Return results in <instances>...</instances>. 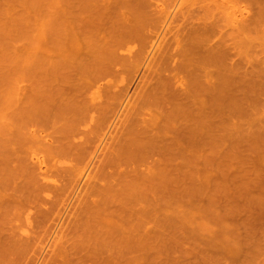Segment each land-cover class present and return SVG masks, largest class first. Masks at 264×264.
I'll return each mask as SVG.
<instances>
[{"label":"rangeland","instance_id":"rangeland-1","mask_svg":"<svg viewBox=\"0 0 264 264\" xmlns=\"http://www.w3.org/2000/svg\"><path fill=\"white\" fill-rule=\"evenodd\" d=\"M58 1L0 0V184H2L0 186V201L3 199L1 202H4L3 204L0 202V248L5 246L10 250V248L15 245L13 248H11V250H14V253L12 251H10V253L9 250L6 249L7 253L2 255L4 253L3 252L1 254L0 262H2V258L5 256L4 258L5 260H8V264L9 261L10 264H68L66 258L67 260L71 261L73 256H70V258L67 257L65 245L68 244V246H66L68 249L70 248L69 242L71 244V240L74 239V233L71 232L70 234L73 233L71 236L68 233V237L63 239V241L66 239L64 241V243L66 242L64 249L62 248V239L61 241L59 240L61 244H59V242L56 243V246H59H57V249L54 250L57 251L58 247L61 245V248L64 250L65 254L62 253V250L61 252L59 251L60 256H58L59 253L56 255L53 251L51 254H49L50 259L52 258V261H48L49 255L48 258H46L47 260L44 259V257H47L45 254L47 250L42 252V247L46 245L45 243H47L46 241H48L49 236H47L46 233L45 235L48 238L46 239L44 233L41 230H49L47 227L52 225V219L54 217V219H58L57 216L62 214L64 208L69 203L66 210L69 215L66 212L63 216L65 218L67 217V220L71 217L69 222L66 221L67 228L69 226L68 224H70V231L72 230L71 227L73 226L72 231H76L77 229V236H79L81 233H84V238L86 235V239H82L83 235L81 238L79 236L81 240H78V237H75V247H73L77 249H72L71 247V249L74 250L73 252H71L70 249V251L67 249L66 250L67 252H71V254L74 253L77 259L82 253L83 256H85V260L81 255V257H79L80 264H103V261L104 264L108 262L109 264H264V0H198V6H196V0H128L127 2L126 0H121L122 2H119L121 6H119V3L116 2L118 7L123 8L121 10L119 8L121 12L123 11L122 13L118 11L121 14V19L118 18L119 13H117L118 17L116 18L114 17L116 12H110L114 10L115 5V3L111 2L112 0H108V5L106 4L107 1L105 2L99 0L100 4L105 2V6L103 4H99L101 7L104 6L103 8L105 9V12L102 11L101 8L100 12V10L97 8V10H99L97 14L103 12V14L105 13L108 15L106 10H109L110 8V11L108 12L111 13L112 16L114 15V18L119 19V21L117 20V23L115 22L117 27H119L118 25H124V23L127 24L128 21L131 20V17L129 18L128 16L129 13H132L130 9L134 8L132 5L138 4L137 2L148 4V6L144 5L145 8H142L143 10L141 9L143 12L141 11L142 16L140 14L141 19L139 18L140 21L142 19L144 22H146L145 20L148 21L146 22L147 24H145V26L148 25L149 27L143 26L145 27V32H147L148 28H151L150 31L148 29V34L151 33V31L155 32V28L157 26L161 28L164 25V22L166 21L165 18L172 11L171 9L173 8V5L175 6L178 4L176 7L178 8V6L181 5L179 3H182L180 6L181 9H175L176 12L173 10L174 13H176L175 18L173 19H178L177 21L175 20L178 25L175 24V27L171 32L174 33L176 27H180V24L182 25L184 22V24L188 23V25L183 24V26H187L188 28L192 29L194 28L196 32H199L197 33L198 36L195 34L196 32L192 33V36L196 35L198 39L196 36H194L196 37L195 39H197L199 42H202L201 44L204 45L205 49L208 47L213 48L214 46V50L217 51L219 58L221 59L219 62L225 63L224 65H221L220 68L218 67V70L215 68L216 70L214 71L216 73L213 71L212 72L216 75L217 72L218 75H223V78L221 77L223 84L224 75L226 74L225 71L233 70L234 74L229 76L231 73L227 72L229 74L226 75L227 77L229 76L228 78H230V80L233 79L232 83L236 84H232L234 87L233 91L239 90L235 91L236 93L233 92L234 101L232 100L233 103H230V100L228 99L229 93L227 91L226 85L228 80L227 77L225 76L226 78L223 85L220 83L221 81H217V83L220 84L219 88L222 91L220 92L224 97L222 98L224 103L222 107L220 106V112L222 113H220L221 121L218 135L219 143L217 142L216 148L217 151H220L217 152L218 154L215 163V159L213 160V150L205 148L197 152L198 149L196 148L189 150L187 149L183 154H181V157H179L180 155L177 156V153L173 152L175 159L172 160L173 165L171 163V166L174 167H172V170L168 167L163 171L155 170L156 173L155 171L150 173L144 172L141 177H137L138 179L135 183H129L127 179H123L124 183H121L122 180L119 179L115 174L121 169L118 167V165L123 160L120 162H113L108 167L99 168L100 170H98V177L103 179V181H101L98 186L104 189L88 190L86 187L84 191L82 190L81 194L82 198L87 194L86 199L84 201L83 199H80V202H78L77 205L75 204L76 206L71 204L73 203V200H71V203L69 202L70 193L72 192V188H70V186H74L75 182H77L81 177L83 169L82 167H84V164L78 160L71 161V159H68L64 156H59L57 154V147L61 137L70 126L71 122L82 113V110L85 106L89 105V102L92 98L91 93H93L94 90L88 87L87 70L90 71L94 63L100 60L99 58H101V56L99 52L101 50L99 49L101 47L98 49L99 52H97V49L94 50V48L101 46L100 39L104 35V40L106 39V36H108V30L113 26L114 18L112 19V16L109 14L111 18H109L110 16L106 17L112 19L113 22L111 21L110 23L112 25L110 26V24L106 22L108 18H105L106 20L103 21L107 24L104 23V25L103 23H99L100 25L96 24L97 26L99 25L96 27L95 23H93L94 18L102 19L101 17H103L104 19V16H101L102 14L98 16L96 14L97 10H94L96 11L94 13V11H90L89 7L93 5L91 8H94L95 4L98 5L99 2L96 3V0H93L95 3L93 4L92 0H90L89 2H91L92 5L89 3L86 5L85 1L87 0H70L71 2H69V0H67L68 2L63 0V4L61 0ZM73 1H75V3ZM80 1L81 3L83 1L84 2L79 4L78 2ZM123 1H125V3ZM109 2L114 5L112 6L111 3L109 4ZM170 2H172V4ZM123 5L125 7H123ZM71 6H73V8H69ZM82 6L85 9L81 11L82 14L80 13L83 17L79 14L80 8H83ZM110 6L113 7L112 10ZM106 7L108 9H106ZM186 8H188L187 11H185ZM116 10L118 9H115V11ZM150 11L152 13L154 12V14H152ZM177 11H179L178 14L180 13L181 16L177 14ZM49 12L51 13V16H49ZM65 12L67 13V16ZM90 12L92 17V13L95 16L97 15V17H93L92 19V17H90L88 14ZM60 13L63 16H61ZM188 13H190V15ZM135 14H137V12H135ZM239 14L240 16L243 14V16L240 17ZM53 15L57 17V19L61 20L60 24L59 20L56 21L57 19L52 18L54 17ZM123 15L127 17H123ZM143 15H146V17L144 16L146 19L143 17ZM155 15H157V17ZM45 16H47V18L52 21L55 20L56 23L46 19ZM153 16L156 17V19ZM68 17L71 19V21H69ZM202 17L203 19H201ZM76 18H79L78 22ZM159 18L161 21L163 20L162 23H160L161 21ZM205 18L207 19L205 20ZM235 18H237L236 21L234 20ZM73 19L74 21H72ZM88 19L91 22L90 24H88L89 22H85L86 20L88 21ZM239 19L242 20V23H240L241 21H239ZM126 20L128 21L126 22ZM49 21L52 25H55H51L49 29L52 32L48 29L49 32L47 33L45 30L50 24ZM109 21L110 20H108V22ZM74 22H76L77 25ZM120 22L124 23L118 24ZM156 22H158V24H156ZM140 23L142 25L144 24L142 21ZM140 23L138 24L139 26ZM191 23L194 24V26L191 25ZM197 23H199V25H196ZM205 23L209 24L206 25L208 29L210 28L209 30L206 28V26L204 27ZM229 23L232 24L233 27ZM56 24L58 27L61 26L63 30L67 27L68 29L66 28L67 30H64V32L68 31L67 34H64L63 30H61V27L58 29ZM63 24L64 27L62 26ZM85 24L87 26L90 25L89 27L91 28L88 27L89 29H86L87 26ZM102 24L105 27L104 30L107 29L104 34L102 33L104 28ZM149 24L151 26L153 25L152 27L155 28L152 30V27ZM71 26L72 30L70 29ZM172 26H174V24L171 25V28ZM73 27H76L75 29L77 32ZM95 27L96 31H93ZM52 28L57 30H52ZM92 28L94 29L91 30ZM97 28L99 29L97 30ZM177 29L179 30L180 28L177 27ZM58 30L60 33H62L59 34ZM204 30H206L207 33L204 32ZM213 30L214 32H212ZM53 31H55V35ZM90 31L91 33L88 35V32ZM43 32L47 34L43 35ZM69 32H71V34H69ZM49 33L52 34L51 37L49 36ZM72 33L77 38L78 42L76 41V43L78 46L73 44L75 42L73 40L75 37H73ZM92 33H99V35ZM170 33L168 35L171 37L173 33ZM201 33L203 34L200 35ZM204 33L210 35L208 36L209 38ZM91 34L94 35V37L91 36ZM101 34L103 35L100 36ZM215 34L219 36H215ZM60 35L62 36L60 37ZM205 35L207 38H205ZM88 36H91L92 38L90 39L94 41V43L90 42L91 44H89V46L93 48L92 50H94V53H91L92 50H90V47H87V51L86 47L84 48V46H88L86 41H90ZM95 36L97 37L95 38ZM99 37L101 38L97 39ZM215 37H218L216 38V41L214 39ZM61 38L63 39L61 40ZM67 38L69 39V42L66 41L68 40ZM103 39L101 40L103 41ZM96 40L98 41L96 42ZM210 40H212V42ZM213 40L216 42V44L219 43L221 46H216L215 42L212 44L213 46H209V44L213 43ZM95 42L99 43V45H97ZM68 43L73 44V46L71 47V44L69 45ZM54 44L56 46H54ZM92 45H94V47ZM218 46L221 49L218 48ZM73 48L77 50L75 51ZM134 48L133 50H135ZM81 49L84 53L81 51ZM84 49L88 54L84 51ZM70 50L73 52L75 51L74 55L75 57L77 55L76 58L73 56L72 52H69L68 54V51ZM229 51L231 52L232 56L229 54ZM89 53H91V55ZM97 53L99 57H97ZM211 53H213V50ZM92 54L96 59H93ZM48 57L50 58L47 59ZM74 58L76 61L80 60V62L74 63ZM62 61L64 65L61 64ZM81 63H83L84 66L82 69H80ZM128 63V65L126 64V67L131 69V62ZM65 64H68V66ZM90 65H92L91 68ZM218 65H220V63ZM222 66L224 70L221 69ZM126 67H123V69L119 72V75L115 77L116 79H112L114 80L113 82L110 80V85H115V91L110 90L107 93L109 95L108 99L105 101V106H116L117 99L120 94L115 95V93H117V91L121 88H128L127 85L129 86V95L131 94V90H129L131 85L129 84L133 83L131 82L132 70L130 72ZM229 67L231 69H229ZM211 69L213 70L214 68ZM220 70H223V74ZM219 78L220 77H218V79ZM214 81L216 82L215 78ZM122 83L123 85L121 86L120 84ZM224 85L225 87L223 88ZM115 88L118 90L116 91ZM137 97L138 95H136V98ZM136 98L133 96L134 100ZM133 99L131 101H134ZM96 102L98 103L99 101L96 100L93 103L96 104ZM136 106L138 111L135 112L133 117L130 119V121H133V123L130 122L131 126L129 131L132 136L135 133L138 135V137L141 135L143 136H141L143 139L137 138L138 140L142 141V143H138L139 146H143L144 143H146V139L149 136L151 129L152 132H154L153 134H155V131H153L152 128V126H155V124L152 125L151 122L158 116L159 112L155 110V106H151L149 104H139L138 102V105ZM132 107L135 106L131 105L129 108ZM204 107L205 106H203V108ZM203 110L205 111V109ZM152 112L156 116L152 115ZM205 113L208 112L206 111ZM93 116L96 118L95 122L102 125L101 116L95 113ZM161 116L163 117V115ZM157 119L159 120L160 118ZM157 119L156 121H158ZM208 120V118L203 120L206 125ZM154 121L152 123H154ZM156 121L155 123L159 124ZM160 121L161 120L158 122ZM166 121L169 122V119ZM174 121L175 123L176 121L178 123L181 122L179 119H174ZM165 122L163 121V123ZM142 123L146 125L145 128H143L144 126ZM178 123H176V125H178ZM160 125L157 127L159 128V132L163 131L162 128L166 127V125L172 126H167L165 131H170L173 127L176 128L174 123H169L165 126H163L164 124L161 123ZM206 125L204 124V127H206ZM206 128H204L205 130L203 133H207L206 136H208V134L210 135V128L208 127L209 130ZM206 130H208V132H206ZM167 136L169 135L167 134ZM90 137L92 138V136ZM136 137L137 136H135L133 139L131 137H125V139H127V145L129 146L130 143L134 141L137 142ZM204 141L206 144H212L210 143L211 139L209 136ZM134 145L135 144H133V146ZM143 149V147L141 149L138 147V150L141 152L140 154H143L147 151V149ZM205 150H207L206 153ZM124 154L125 152L121 155V158L123 159ZM182 156L184 158H182ZM4 160H9V162ZM184 163L189 164V167L191 164V168H183ZM6 166L8 168H5ZM16 166L17 168L20 167L21 169H17ZM26 169L28 170V173H32L29 174L35 179L32 177L29 178L30 175L27 174ZM19 170L21 173H23L22 170H25L26 172H24V174L21 176ZM141 172H143V169ZM25 174L26 177L24 176ZM177 175L180 177V179ZM169 177L172 178L171 182L174 184L168 182L171 180ZM33 179L34 181H32ZM125 181L127 182L125 183ZM161 181L163 182V185ZM165 184H167V186L170 185V188L168 189L166 187L164 189L163 187L166 186ZM46 186L48 189L51 188L50 191L45 189ZM52 187H56L57 189L53 190ZM80 187L76 194L79 192ZM31 200H33L32 203ZM46 209L47 211H51L50 213L48 212V214H50L48 216L47 213L43 212ZM57 209L59 211L62 209L61 213L56 212L58 211ZM52 213L53 218L50 221L48 217L51 218ZM138 214H140V216H138ZM40 215L43 216V219L42 217H39ZM136 215L139 219L136 218ZM146 216L149 221L147 218H145ZM38 217L40 218L39 221ZM133 217L135 219H133ZM141 217L144 226H141ZM130 218L134 220L133 222L131 221L132 224L129 222ZM41 219L42 222L40 223ZM35 220L38 221V224ZM33 221H35V223ZM48 223L50 224L47 226ZM128 223L130 226H128ZM30 224L31 227L29 228L31 229L29 230L27 226ZM38 225L42 227H40L41 230H39L40 234L42 233L40 238L38 237L39 231L37 232L35 230L36 227L39 229ZM132 226L135 230L132 229L129 235L124 234V231L126 230L125 228L128 230L125 231V233H128ZM122 227H124L125 230L123 229L122 231ZM141 227L143 228L142 230ZM68 229H66L67 231L63 229L66 236L67 232H69ZM137 229L141 232H135L136 235H133L134 231ZM33 230H35V233L37 232L38 236L37 234L34 235ZM47 230L45 231L47 232ZM120 230L125 239L130 236L128 239L132 241L133 238L132 243L128 239L125 240L122 238V234L120 235L119 232ZM26 232L27 235H31L28 237V239H32H30L29 242L26 238ZM69 237L73 238H70V241L68 242L67 239ZM33 238L38 242L34 240V243ZM23 239L24 241L27 239V242H24ZM21 240L23 244H21ZM126 241L130 244H127ZM39 242H41L43 245L42 247L40 246ZM8 243H13V245H11L9 248ZM26 244H31V247L29 245L27 246ZM19 245H23V247ZM16 246H19L18 248L20 253L18 248L15 249ZM24 246L27 248H24ZM3 247L1 249L5 250V247ZM79 247L80 249H78ZM86 247L88 249L83 251V249ZM94 247L98 248L95 249ZM61 248L59 250H61ZM37 251H41L42 253H38V256ZM75 252L78 253V256L75 254ZM85 252L87 253L86 255ZM7 254L10 256L7 257ZM53 254L54 256H57L55 257L56 260H54ZM20 255L24 257V259L23 257L21 258V261H19ZM65 256L66 258L64 261L63 258ZM97 256L99 258H97ZM86 257L90 258L88 259ZM16 258L18 259V263H15L14 261H17ZM105 258H108L107 262ZM59 259L62 261L60 262ZM100 259L102 263L100 262ZM73 261L76 262L75 256ZM81 261H84V263ZM3 262L0 264H5V262L7 263V261L4 263ZM77 264L79 263L77 262Z\"/></svg>","mask_w":264,"mask_h":264},{"label":"bare ground","instance_id":"bare-ground-1","mask_svg":"<svg viewBox=\"0 0 264 264\" xmlns=\"http://www.w3.org/2000/svg\"><path fill=\"white\" fill-rule=\"evenodd\" d=\"M58 1V0H57ZM62 1V4H63V0H61ZM78 1V0H77ZM82 1V0H81ZM81 1L80 2H78L79 4H82L81 3ZM90 0H87V1H85L86 2V5H88L87 3H89L90 5H92V3L91 2H89ZM95 1V0H94ZM101 1V0H100ZM102 1H107L106 2V4L108 3V0H102ZM121 0H119V1H116V0H112L111 2L112 3H115V5H114V10L113 11H110V8H109V10H106V13H108V15H106L105 13V15L103 14V12L102 13H99V14H97L98 13V11L100 10V8H101V10L102 11H104L105 12V9L103 8L106 4H105V2H103V3H101V4H105L103 7H101L100 5V2H99V0H96V3L97 2H99L98 3V5L97 4H95L94 2H93V0H92V2H93V4H95V7L94 8H91V7H93V5L92 6H90L89 7V9H90V11H94V10H97V8L99 9V10H97V12L96 11H94V13L96 12V14L98 15V16H100L101 14V16H104V19H103V17H101L102 19H100V18H97V19H95L94 18V22L93 23H95V25L96 24H99V23H105V24H107V23H111V21H112V19L114 18V17H118L117 16V13H119L118 15H119V17L118 18H120V16H121V14H120V10L121 9H123L122 7L120 8V7H118V5H117V3H119ZM128 0H126V2H127ZM130 1V0H129ZM134 1H136V0H134ZM138 1V0H137ZM145 1H147V0H145ZM149 1H151V0H149ZM176 1V0H175ZM186 1V0H185ZM193 1H195V0H193ZM197 1L198 0H196V3H197ZM65 2V1H64ZM66 2H68L67 0H66ZM69 2H71L70 0H69ZM74 3H75V1H73ZM111 2H109V4L111 3ZM117 2V3H116ZM122 2V1H121ZM120 2V3H121ZM124 3H125V1H123ZM157 2V1H156ZM155 2V3H156ZM166 2V1H165ZM172 2H174V1H172ZM172 2H170L171 4H172ZM179 2V1H178ZM51 3H52V1H51ZM53 3H55V2H53ZM58 3H59V1H58ZM112 3H111V5H112ZM120 3H119V6H121L120 5ZM129 3V2H128ZM131 3H132V1H131ZM138 4H135V5H132V6H134V8H132V9H130L131 10V14L129 13V18L131 17V20H126V22L128 21V23L127 24H125L124 22V25H126V26H124V25H118L119 27H121V28H119V27H117L116 26V23L119 21V19H116V18H114L113 19V21H114V23H115V25H114V23H113V26L108 30V36H106V39L104 40L103 39V37H105V35L101 38V37H99V38H97V39H103V41L100 39V45L101 46H99V47H97V48H94V50L95 49H99L100 47V49L99 50H101L100 52H99V50L97 51V52H99L100 53V56H101V58H99L100 60L99 61H97L96 63H94V65H93V67L91 68V66L92 65H90V71H88L87 70V72H88V87L90 88V89H93L94 90V92L93 93H91V96H92V98H91V100H90V102H89V105L88 106H85L84 107V109L82 110V113L78 116V117H76L72 122H71V124H70V126L67 128V130L65 131V133L63 134V136L61 137V139H60V141H59V145H58V147H57V150H58V152H57V154L59 155V156H64V157H66V158H68V159H71V161H76V160H78V161H80L82 164H84V167H82L83 169H82V173H81V177L79 178V180L77 181V182H75V184H74V186L73 185H71L70 186V188H72V192L70 193V200H69V202L71 203V200H73L72 202L73 203H71L73 206H76L77 205V203L78 202H80V199H83V201L86 199V196H87V194H86V196H84L83 198H82V196H81V194H82V190L84 191V189L87 187L88 188V190L89 189H93V190H95V189H97V190H103L104 188H100L99 186H98V184L101 182V181H103V179H101V178H99L98 177V170H100L99 168H106V167H108L111 163H113V162H120V161H122L119 165H118V167L119 168H121L117 173L116 172H113V173H116L115 175L119 178V179H121L122 181H121V183L123 182V179H127V181L129 182V183H135L136 181H137V177H141L142 175H143V173L144 172H148V173H150V172H152V171H159V170H165L166 168H171V170H172V167L173 166H171V163L173 162L172 160L173 159H175V156L173 155V152L174 153H177V156H179V157H181V154H183L184 153V151H186L187 149L189 150V149H192V148H196V149H198L197 150V152H199V150H203V149H205V148H209V149H211V150H213L214 152H213V154H214V157H213V160H214V163H215V161H216V157H217V152H219V151H217L216 150V148H217V142H218V135H219V125H220V113H222V112H220V106L222 107L223 106V100H222V98H224L223 96H222V94H221V89L219 88V85L220 84H218L217 83V81L218 82H220L221 84H222V78H223V73H222V71L224 70L223 69V66H222V68L221 69H223L222 71H221V73H219V74H221L222 76H220V75H218V72H217V75L216 74H214L213 72H215L214 70H216L215 68H217V70L220 68V66L221 65H224L225 63H223V62H219L221 59L219 58V55H218V53H217V51L216 50H214V46L212 45V44H214V42L216 41V38H218V37H215L214 39H215V41L213 40V43H211L212 42V40H210L211 42V44H209V46H213V48L212 47H208L207 49H205V47H204V45L203 44H201L202 42H199V41H197V39H198V34L197 33H199V32H196V30L193 28H188L187 26H183V24L185 23H183L182 25L180 24V27L179 26H177L178 25V23L173 19V18H175V15H176V13H174V11H175V9L177 10L178 8L179 9H181V5H182V3H179V4H181V5H179L178 6V8H176L177 7V5H173V8L171 9L172 11L166 16V21L164 22V25L162 26L161 24H159L160 26H162L161 28H159V26H157L156 28L155 27H152L150 24V26L152 27V30L155 28V32H153V31H151V33H149L148 34V29H149V31H150V29L151 28H148L147 29V32H145V27H147V26H145V24H147L146 22H148L147 20H145L146 18V15H143V17L145 18L144 20L146 21V22H144L143 21V19L141 20L144 24L142 25L140 22V17L142 16V14H141V11L145 8L144 7V5L146 6H148V4H142V3H139V2H137ZM158 3V2H157ZM169 3V2H168ZM50 4V3H49ZM60 4V3H59ZM61 4V5H62ZM100 4V5H99ZM127 4V3H126ZM134 4V3H133ZM142 4V5H141ZM170 4V5H171ZM175 4V3H174ZM185 4V3H184ZM189 4H190V2H189ZM65 5V4H64ZM63 5V6H64ZM85 5V4H84ZM108 5V4H107ZM112 5V6H113ZM117 5V6H116ZM125 5V4H124ZM123 5V7H125ZM137 5V6H136ZM154 5H156V4H154ZM167 5V4H166ZM169 5V6H170ZM199 5V3H197V5L196 6H198ZM51 6V5H50ZM98 6V7H97ZM143 6V7H142ZM150 6H152V5H150ZM168 6V5H167ZM184 6V5H183ZM195 6V5H194ZM193 6V7H194ZM52 7H53V5H52ZM51 7V8H52ZM83 7V6H82ZM111 7V6H110ZM118 7V8H117ZM155 7V6H154ZM154 7H152V8H154ZM172 7V6H171ZM187 7V6H186ZM202 7V6H201ZM60 8V7H59ZM62 8H65V7H62ZM69 8H73V6H71V7H69ZM77 8V7H76ZM80 8V7H79ZM119 8H120V10H119ZM143 8V9H142ZM151 8V7H150ZM157 8V7H156ZM189 8V7H188ZM188 8H186L185 9V11H187V9ZM195 8V7H194ZM200 8V7H199ZM203 8V7H202ZM201 8V9H202ZM47 9V8H46ZM53 9H55V8H53ZM92 9V10H91ZM106 9H108L107 7H106ZM113 9V7H111V10ZM115 9H118V10H116L115 11ZM142 9V10H141ZM168 9H170V8H168ZM167 9V10H168ZM191 9V8H190ZM51 10V9H50ZM62 10V9H61ZM68 10V9H67ZM77 10V9H76ZM82 10H85L84 9V7L81 9L80 8V12H79V14L81 13V11ZM101 10H100V12H101ZM160 10V9H159ZM54 11V10H53ZM66 11V10H65ZM70 11V10H69ZM79 11V10H78ZM108 11H110V12H116V14H114L113 16H112V14L111 13H109ZM118 11H120V12H118ZM158 11V10H157ZM156 11V12H157ZM162 11V10H161ZM170 11V10H169ZM201 11V10H200ZM46 12V11H45ZM52 12V11H51ZM61 12V11H60ZM63 12V11H62ZM75 12H77V11H75ZM89 12V11H88ZM123 12V11H122ZM121 12V13H122ZM130 12V11H129ZM135 12H137V14H135ZM143 12V11H142ZM144 12H146V11H144ZM151 12V11H150ZM163 12V11H162ZM166 12V11H165ZM176 12V11H175ZM178 12L179 11H177V14H178ZM239 12H241V11H239ZM54 13V12H53ZM66 13V12H65ZM69 13V12H68ZM73 13V12H72ZM72 13H70V14H72ZM152 13V12H151ZM150 13V14H151ZM161 13V12H160ZM174 13V14H173ZM183 13H184V11H183ZM182 13V14H183ZM45 14V13H44ZM49 16H51V13L49 12ZM55 14V13H54ZM74 14V13H73ZM82 14V13H81ZM80 14V15H81ZM89 15L91 14V12L90 13H88ZM112 16V19H109V18H111V16ZM140 14H141V16H140ZM152 14H154V12L152 13ZM185 14V13H184ZM189 15H190V13H188ZM191 14H193V13H191ZM200 14V13H199ZM205 14V13H204ZM236 14V13H235ZM248 14V13H247ZM56 15V14H55ZM60 15L61 16H63L61 13H60ZM92 15H93V17H97V15L95 16L93 13H92ZM160 15V14H159ZM178 15H180V13L178 14ZM177 15V16H178ZM203 15V14H202ZM201 15V16H202ZM206 15V14H205ZM204 15V16H205ZM54 16V15H53ZM58 16V15H57ZM66 16H67V13H66ZM79 16V15H78ZM82 16V15H81ZM106 16H110L109 18L108 17H106ZM156 17H157V15H155ZM164 16V15H163ZM181 16V15H180ZM187 16V15H186ZM201 16H197V17H201ZM233 16V15H232ZM239 16H240V14H239ZM241 16H243V14L241 15ZM240 16V17H241ZM46 17V19H48L47 18V16H45ZM59 17V16H58ZM70 17V16H69ZM68 17V18H69ZM77 17V16H76ZM83 17V16H82ZM86 17V16H85ZM90 17H92L91 15H90ZM93 17H92V19H93ZM123 17H127V16H124L123 15ZM132 17H133V19H132ZM154 17V16H153ZM156 17H154L155 19H156ZM159 17V16H158ZM196 17V18H197ZM233 17H235V16H233ZM249 17V16H248ZM52 18H55V19H57V17H52ZM51 18V19H52ZM68 18H66V19H68ZM80 18V17H79ZM78 18V19H79ZM89 18V17H88ZM108 18V20H110L109 22H108V20L106 21V22H104L103 20H106V19ZM140 18V19H139ZM148 18V17H147ZM177 18V17H176ZM186 18V17H185ZM189 18V17H188ZM194 18V17H193ZM192 18V19H193ZM239 18V17H238ZM45 19V20H46ZM74 19H75V17H74ZM74 19L72 20V21H74ZM77 19V18H76ZM78 19H77V22H78ZM84 19V18H83ZM121 19V18H120ZM126 19V18H125ZM154 19V20H155ZM158 19V18H157ZM162 19V18H161ZM163 19H164V17H163ZM190 19V18H189ZM201 19H203V17L201 18ZM207 18H205V20H206ZM230 19H231V16H230ZM236 19L237 18H235L234 20L236 21ZM241 19V18H240ZM239 19V21H241L240 23H242V20H240ZM243 19V18H242ZM48 20H50V19H48ZM60 21L59 22V24L61 23V20L60 19H57L56 21ZM103 21V22H100V21ZM118 20V21H117ZM124 20V19H123ZM159 20H160V18H159ZM158 20V21H159ZM172 20H174V21H172ZM180 20H183V19H180ZM186 20V19H185ZM197 20V19H196ZM198 20H199V18H198ZM47 21V20H46ZM46 21H43V22H46ZM50 21H52V20H50ZM50 21H49V23H50ZM65 21V20H64ZM69 21H71V19L69 18ZM76 21V20H75ZM96 21V22H95ZM112 21V22H113ZM161 21V20H160ZM159 21V22H160ZM187 21V20H186ZM235 21H234V23H235ZM52 22H54V23H56L55 22V20L54 21H52ZM83 22V21H82ZM86 23L87 22H89L88 24H90L91 22H90V20L88 19V21L86 20L85 21ZM122 22V21H121ZM118 23V24H123V23ZM152 22V21H151ZM150 22V23H151ZM155 22V21H154ZM163 22V20L160 22V23H162ZM172 22H173V24H174V26H172V28H171V25H173L172 24ZM174 22H176V23H174ZM189 22H191V21H189ZM197 22V21H196ZM230 22V21H229ZM238 22V21H237ZM58 23V22H57ZM66 23V22H65ZM74 23H76V22H74ZM81 23V22H80ZM140 23V26L138 25ZM153 23V22H152ZM193 23V22H192ZM191 23V25H193L194 26V24H192ZM207 23H209V22H207ZM211 23V22H210ZM232 23V22H231ZM233 23V24H234ZM58 24V25H59ZM72 24V23H71ZM71 24H69V25H71ZM102 24V25H103ZM104 24V25H105ZM156 24H158V22H156ZM175 24H177L176 26L178 27V28H180L179 30L177 29V27H176V29L174 30V33L173 32H171V31H173V28L175 27ZM187 25H188V23H186ZM186 24H184V25H186ZM230 24V23H229ZM46 25V24H45ZM48 25V24H47ZM52 24L50 23L49 24V26H48V28L45 30V32H49L48 31V29H49V27L51 26ZM53 25H55V24H53ZM52 25V26H53ZM75 25V24H74ZM76 25H77V23H76ZM79 25V24H78ZM86 25V24H85ZM92 25V24H91ZM94 25V26H95ZM100 25V24H99ZM98 25V26H99ZM104 25H103V27H104ZM112 24H110V26H111ZM190 25V24H189ZM196 25H199V23H197ZM195 25V26H196ZM203 25V24H202ZM201 25V26H202ZM206 25H209V24H204V27L206 26ZM230 25H232V24H230ZM236 25V24H235ZM238 25V24H237ZM56 26H57V24H56ZM63 27H64V24L62 25ZM68 26V25H67ZM80 26V25H79ZM84 26V25H83ZM87 26V25H86ZM90 25H88L87 26V28L86 29H89V28H91V27H89ZM97 25H96V27H98ZM110 26H108V27H110ZM115 26V27H114ZM142 26V27H141ZM143 26H145V27H143ZM47 27V26H46ZM45 27V28H46ZM58 27V26H57ZM60 27L61 26H59L58 27V29H60ZM82 27V26H81ZM89 27V28H88ZM96 27H95V29L94 28H92L91 30H93V31H96ZM107 27V28H108ZM141 27V28H140ZM149 27V26H148ZM187 27V28H186ZM190 27V26H189ZM192 27V26H191ZM210 27V26H209ZM232 27H233V25H232ZM236 27V26H235ZM44 28V29H45ZM67 28V27H66ZM65 28V29H66ZM74 28V27H73ZM76 28V27H75ZM74 28V29H75ZM79 28V27H78ZM100 28V27H99ZM99 28H97V30L99 29ZM206 28H207V26H206ZM64 29V30H65ZM68 29V28H67ZM66 29V30H67ZM71 30H72V26H71V28H70ZM101 29H102V27H101ZM101 29H100V31H101ZM105 29V27L103 28V34H104V32L107 30H104ZM158 31H157V30ZM203 29V28H202ZM208 29V28H207ZM210 29V28H209ZM208 29V30H209ZM215 29V28H214ZM50 30V29H49ZM52 30H57V29H55V28H52ZM61 30H63L62 29V27H61ZM60 30V31H61ZM64 30H63V32H64ZM76 30V29H75ZM44 31V30H43ZM51 31V30H50ZM55 31H53L54 32V35H55ZM100 31H97V32H100ZM200 31V30H199ZM52 32V31H51ZM58 32H59V30H58ZM67 32L68 31H65L64 32V34L66 33L67 34ZM76 32H77V30H76ZM86 32V31H85ZM153 32V33H152ZM171 32V33H170ZM196 32V33H195ZM203 32V31H202ZM204 32H206V30H204ZM212 32H214V30L212 31ZM47 33H44L43 32V35L44 34H47ZM62 33V32H61ZM60 32H59V34H61ZM73 33H75V32H73ZM73 33H72V35H73ZM91 33V31L90 32H88V35ZM172 34V36L170 37V35H168V34ZM192 33H195L196 35H193L192 36ZM207 33V32H206ZM206 33H204V34H206ZM209 33V32H208ZM210 33H211V31H210ZM209 33V34H210ZM59 34H58V36H59ZM65 34V35H66ZM69 34H71V32H69ZM68 34V35H69ZM87 34V33H86ZM92 34H96V35H99V33H92ZM91 34V36H93L94 37V35H92ZM103 34H101L100 36H102ZM203 33H201L200 35H202ZM51 35L52 34H50L49 33V36L51 37ZM63 35V34H62ZM62 35H60V37L62 36ZM107 35V34H106ZM167 35H168V38H167ZM207 35V34H206ZM206 35H205V38H207L208 36H210V35H207V37H206ZM217 34H215V36H216ZM70 36V35H69ZM91 36H88L89 37V39L90 38H92ZM194 36H196L197 37V39H195L196 37H194ZM217 36H219V35H217ZM53 37V36H52ZM57 37V36H56ZM64 37V36H63ZM71 37V36H70ZM70 37H69V39H70ZM73 37H75V35H73ZM97 36H95V38H96ZM212 37V36H211ZM213 37H214V35H213ZM59 38V37H58ZM57 38V39H58ZM95 38H94V40H95ZM209 38V37H208ZM54 39V38H53ZM63 38H61V40H62ZM66 39V38H65ZM68 39V38H67ZM69 39L68 40H66L67 42H69ZM71 39H73V38H71ZM76 39V40H75ZM78 39H79V37H78ZM81 39V38H80ZM85 39V38H84ZM89 39H87V40H89ZM221 39V38H220ZM75 42L73 43V44H76L77 46H78V44L76 43V41H77V38L75 37L74 39H73ZM73 40H72V42H73ZM206 40V39H205ZM52 41V40H51ZM58 41V40H57ZM84 41H86V40H84ZM98 40H96V42H97ZM207 41H209V40H207ZM218 41V40H217ZM46 42V41H45ZM56 42V41H55ZM78 42V41H77ZM81 42V41H80ZM90 42H93L94 43V41H92L91 39H90V41H86V43L88 44V46H84V48L86 47V51H87V47H90L91 48V46H89V44H91ZM95 42V43H96ZM221 43H223L222 41H220ZM50 43V42H49ZM54 43V42H53ZM63 43H66V42H63ZM209 43V42H208ZM207 43V44H208ZM45 44V43H44ZM69 44V43H68ZM71 44V43H70ZM69 44V45H70ZM73 44H71V47L73 46ZM86 44V45H87ZM97 45H99V43H96ZM215 44H216V42H215ZM46 45V44H45ZM52 45V44H51ZM68 45V46H69ZM83 45H85V44H83ZM96 45V46H97ZM202 45V46H201ZM217 45H219V43L218 44H216V46ZM222 45H224V44H222ZM54 46H56L55 44H54ZM93 47H94V45H92ZM133 46V47H132ZM215 46V47H216ZM219 46H221V45H219ZM218 46V48H220ZM225 46V45H224ZM64 47V46H63ZM67 47V46H66ZM74 47H75V45H74ZM135 47V48H134ZM60 48V47H59ZM89 48V49H90ZM133 48L135 49V50H133ZM217 48V49H218ZM227 48V47H226ZM45 49V48H44ZM55 49H57V48H55ZM64 49H66V48H64ZM67 49H68V47H67ZM74 49V48H73ZM83 49V48H82ZM82 49H81V51H82ZM93 48H91L90 50H92ZM221 49V48H220ZM223 49V48H222ZM75 51L77 50V49H74ZM94 50H92L91 51V53L94 51ZM213 50V53H211V51ZM74 51V52H75ZM84 51H85V49H84ZM85 51V52H86ZM220 51V50H219ZM223 51H225V50H223ZM56 52V51H55ZM59 52H60V49H59ZM69 52H72L73 53V56L75 57V55H74V52L73 51H68V54H69ZM80 52V51H79ZM78 52V53H79ZM83 52V51H82ZM230 52V51H229ZM84 53V52H83ZM87 53V52H86ZM91 53H89L90 55H91ZM94 53V52H93ZM225 53V52H224ZM49 54V53H48ZM66 54V53H65ZM76 54V53H75ZM88 54V53H87ZM229 54H231V52L229 53ZM59 55V54H58ZM84 55V54H83ZM93 55V54H92ZM227 55V54H226ZM41 56V55H40ZM48 56V55H47ZM50 56V55H49ZM63 56V55H62ZM225 56V55H224ZM231 56H232V54H231ZM64 57V56H63ZM76 57H77V55H76ZM75 57V58H76ZM93 57V59L95 58L94 57V55L92 56ZM97 57H99V55H98V53H97ZM50 57H48L47 59H49ZM58 58V57H57ZM75 58H74V63L75 62H80V60L79 61H76L75 60ZM230 58V57H229ZM37 59V58H36ZM78 59V58H77ZM79 59H80V57H79ZM96 59V58H95ZM53 60V59H52ZM60 60V59H59ZM65 60H66V58H65ZM83 60V59H82ZM86 60H88V59H86ZM227 60H228V58H227ZM33 61V60H32ZM85 61V60H84ZM229 61V60H228ZM227 61V62H228ZM45 62V61H44ZM43 62V63H44ZM48 62H50V61H48ZM53 62H54V60H53ZM73 62V61H72ZM71 62V63H72ZM128 62H131V64H130V66H132L131 67V69H128V67H126V64L128 63ZM226 62V63H227ZM32 63V62H31ZM61 63V62H60ZM65 63V62H64ZM67 63V62H66ZM73 63V64H74ZM84 63V62H83ZM83 63H81L80 65H81V68L80 69H82V67L84 68V66H83ZM86 63V62H85ZM92 63V62H91ZM220 63V65H218ZM50 64V63H49ZM59 64V63H58ZM61 64H63V61H62V63ZM129 64V63H128ZM127 64V65H128ZM230 64V63H229ZM34 65V64H33ZM64 65V64H63ZM65 65H67L68 66V64H65ZM70 65V64H69ZM77 65V64H76ZM84 65H86V64H84ZM199 65V66H198ZM40 66V65H39ZM44 66V65H43ZM72 66V65H71ZM78 66H79V64H78ZM226 66V65H225ZM60 67V66H59ZM123 67H126L130 72H131V70H132V76H131V82H133V83H128L129 85H131V88L129 89V90H131V94L129 95V91H128V88H129V86L127 85V87L128 88H121V89H116V91H117V93H115V95L116 94H120V96H118V99H117V105L116 106H105V101L108 99V95L109 94H107L110 90H114V87H115V85L113 84L112 86L110 85V80H112V79H114L117 75H119V72L123 69ZM200 67V68H199ZM219 67V68H218ZM34 68V67H33ZM70 68H73V67H70ZM89 68V67H88ZM208 68H214L213 70L211 69H208ZM36 69V68H35ZM64 69V68H63ZM86 69V68H85ZM227 69H228V65H227ZM229 69H231L230 67H229ZM37 70V69H36ZM61 70V69H60ZM79 70V69H78ZM210 70V71H209ZM83 71V70H82ZM85 71V70H84ZM213 71V72H212ZM230 71H232V72H230ZM212 72V73H211ZM226 72V74H229V73H231V74H229V76L230 75H232V74H234V72H233V70H229V71H225ZM227 72H229V73H227ZM67 73V72H66ZM216 73V72H215ZM69 74V73H68ZM130 74V73H129ZM224 75V80H225V78L227 77V75ZM35 75V74H34ZM123 75V74H122ZM66 76V75H65ZM226 76V77H225ZM228 76V77H229ZM50 77V76H49ZM82 77V76H81ZM86 77V76H85ZM218 77H220L219 79H218ZM222 77V78H221ZM227 77V83H226V85H227V91H228V99L230 100L229 102L230 103H233V101H234V94H233V92H235V91H238V90H234L233 91V85L232 84H234V83H232V81H233V79L232 80H230V78H228ZM119 78V77H118ZM121 78V77H120ZM212 78H213V80H212ZM214 78H215V80H216V82L214 81ZM116 79V78H115ZM133 79H134V81H133ZM70 80V79H69ZM211 80H212V82H211ZM224 80H223V84H224ZM235 80H236V77H235ZM247 80V79H246ZM34 81V80H33ZM114 80H112V82H113ZM83 82V81H82ZM56 83V82H55ZM68 83V82H67ZM86 83V82H85ZM120 83V82H119ZM124 83V82H123ZM123 83L122 84H120L121 86L123 85ZM245 83V82H244ZM69 84V83H68ZM222 84V85H223ZM237 84H238V81H237ZM33 85V84H32ZM82 85V84H81ZM87 85V84H86ZM234 85H236V84H234ZM126 86V85H125ZM218 86V87H217ZM242 86H243V84H242ZM246 86V85H245ZM221 87V86H220ZM225 87V85L223 86V88ZM237 87V86H236ZM247 87V86H246ZM113 88V89H112ZM45 89V88H44ZM236 89V88H235ZM246 89V88H245ZM115 91V90H114ZM221 91V92H220ZM224 91V90H223ZM35 92V91H34ZM113 92V91H112ZM236 93V92H235ZM237 93H239V92H237ZM112 94H114V93H112ZM60 95V94H59ZM136 95H138V97L136 98ZM81 96V95H80ZM133 96H135V100L133 99ZM116 97V96H115ZM238 97V96H237ZM35 98V97H34ZM112 98V97H111ZM76 99V98H75ZM134 100V101H131V100ZM73 100V99H72ZM96 100H98L99 102L97 103L96 102V104H94L93 102L94 101H96ZM113 100V99H112ZM136 100H140V101H136ZM227 100V99H226ZM225 100V101H226ZM233 100V101H232ZM238 100V99H237ZM236 100V101H237ZM74 101V100H73ZM137 102V104H136V102ZM138 102H139V104H149V105H151V106H155V110H157L158 112H159V114H158V116L161 114V115H163V117L161 118L160 116L158 117H156L154 120L156 121V119L157 118H160L159 120H161L160 122L162 123V124H164L163 126H165L166 124H172V123H174V126H176V128L175 127H173L170 131H165V128L167 127V126H172V125H166V127H163L162 129H163V131H158L159 130V128H157L158 127V125H160L161 123L160 122H158V121H156L157 123H159V124H156L155 123V121H154V123H152L151 122V124L153 125V124H155V126L154 127H156V128H154L153 126H152V128H153V131H155V134H153L154 132H152V129H151V131H150V133H149V136L147 137V139H146V143H144V145L143 146H139V144L138 143H142V141H140V140H138L137 138H140V139H143V138H141V136H139L138 137V135L136 134H133V136H132V134L130 133V131H129V129H130V126H131V123H133V121H130V119H131V117H133V115H134V113L135 112H137L138 111V108H136L137 106L136 105H138ZM235 104V103H234ZM135 106V107H132V108H129L130 106ZM203 106H205L206 108H207V110H206V108L204 107L203 108ZM149 107V106H148ZM156 107H157V109H156ZM226 107V106H225ZM203 109H205V111L203 110ZM222 109V108H221ZM148 110V109H147ZM146 111V110H145ZM157 111H155V112H157ZM208 112V113H205V112ZM99 114L100 116H101V119H102V125L101 124H98L97 122H95L96 121V118L93 116V114ZM156 114V113H155ZM229 114H230V112H229ZM150 115V114H149ZM148 115V116H149ZM152 115H154L153 114V112H152ZM135 116H136V114H135ZM142 116V115H141ZM140 116V117H141ZM154 116H156V115H154ZM139 117V118H140ZM143 117V116H142ZM137 118H138V115H137ZM152 118H153V116H152ZM164 118H167V119H169V122H167L166 120L167 119H164ZM206 118H208L209 120V122L207 121V125H208V127L210 128V130L208 129V127H207V125H206V123H204V119H206ZM171 119V120H170ZM173 119V120H172ZM174 119L175 120H177V119H179V121H181L180 123H178L177 121H176V123H178V125H176V123H175V121H174ZM8 120V119H7ZM142 120V119H141ZM149 120V119H148ZM147 121V120H146ZM151 121V120H150ZM163 121L165 122V123H163ZM174 121V122H173ZM203 121V122H202ZM131 122V123H130ZM130 123V124H129ZM145 123V122H144ZM147 123H148V121H147ZM143 124V123H142ZM204 124L206 125V127H204ZM135 125V124H134ZM141 126V125H140ZM143 128H145V126L146 125H144L143 124ZM161 126V125H160ZM82 128V129H81ZM204 128H206V129H208L210 132V135L208 134V136L210 137V139H211V141H210V143H212V144H206L205 143V139L208 137V136H206L207 135V133H203V131L205 130ZM167 129V128H166ZM203 129V130H202ZM141 130V129H140ZM143 130V129H142ZM202 130V131H201ZM208 130H206V132H208ZM32 132V131H31ZM132 132V131H131ZM134 132V131H133ZM161 132H163V133H161ZM221 132V131H220ZM152 133V134H151ZM167 134L169 135V136H167ZM33 135V134H32ZM90 136H92V138L90 137ZM133 137V138H135V136H137L136 137V140H137V142H132V143H130V145L128 146L127 145V139H125V137L126 138H129V137ZM145 136V135H144ZM143 137V136H142ZM146 137V136H145ZM220 137V136H219ZM132 138V139H133ZM220 139V138H219ZM144 140H145V138H144ZM143 140V141H144ZM209 141V140H208ZM208 141H207V143H208ZM219 143V142H218ZM133 144H135L134 146H133ZM137 144H138V146H137ZM140 145H142V144H140ZM219 145V144H218ZM136 146V147H135ZM138 147H140V149L143 147L144 149L143 150H146L147 149V151L145 152V153H143V154H140L141 152H140V150H138ZM219 148V147H218ZM135 149H137V150H135ZM195 149V150H196ZM142 151V150H141ZM206 151L207 150H205V153H206ZM125 152V154H124V159L123 158H121V155H122V153H124ZM196 152V151H195ZM194 152V153H195ZM203 153V152H202ZM126 154H127V157H126ZM189 154V153H188ZM196 154V153H195ZM221 154V153H220ZM184 156V155H183ZM182 156V158H184ZM185 156H187V155H185ZM210 156V155H209ZM194 157V156H193ZM196 157V156H195ZM206 157V156H205ZM220 157V156H219ZM199 158V157H198ZM207 158V157H206ZM220 159V158H219ZM186 160V159H185ZM4 161H6V160H4ZM11 161V160H10ZM176 161H177V158H176ZM183 161V160H182ZM6 162H9V160H7ZM186 162V161H185ZM197 162V161H196ZM203 162V161H202ZM208 162V161H207ZM213 162V161H212ZM179 163V162H178ZM185 164H186V166H185ZM172 165H173V163H172ZM202 165V164H201ZM1 166V165H0ZM12 166V165H11ZM14 166V165H13ZM179 166V165H178ZM183 166V165H182ZM207 166V165H206ZM116 167H117V165H116ZM185 167H188V168H191V164H190V167H189V164H187V163H184V166H183V168H185ZM205 167V166H204ZM203 167V168H204ZM208 167V166H207ZM1 168H3V167H1ZM5 168H8L7 166L5 167ZM16 168H17V166H16ZM118 168V169H119ZM174 168V167H173ZM182 168V169H183ZM17 169H21L20 167L19 168H17ZM143 169V172H141V170ZM20 171V170H19ZM23 171V173H21V171H20V173H21V176L24 174V172H26L27 171V174H29V173H31V172H29L28 173V170L26 169V171L25 170H22ZM156 171H155V173H156ZM162 171H160V172H162ZM165 172V171H164ZM181 173V172H180ZM32 174V173H31ZM34 174V173H33ZM174 174V173H173ZM182 174V173H181ZM30 175V174H29ZM132 175V176H131ZM25 177H26V174L24 175ZM39 176V175H38ZM178 176V175H177ZM34 178L32 175H30L29 176V178ZM146 177V176H145ZM166 177H168V176H166ZM179 177V176H178ZM182 177V176H181ZM28 178V177H27ZM39 178V177H38ZM169 178H171V177H169ZM174 178V177H173ZM35 179V178H34ZM34 179L32 180V181H34ZM40 179V178H39ZM175 179H176V176H175ZM179 179H180V177H179ZM183 179V178H182ZM187 179V178H186ZM37 180V179H36ZM142 180V179H141ZM167 180V179H166ZM127 181H125V183L127 182ZM168 181V180H167ZM172 181V178H171V180H169L168 182H171ZM183 181V180H182ZM185 181V180H184ZM187 181V180H186ZM116 182H117V180H116ZM140 182V181H139ZM162 182V181H161ZM168 182H166V183H168ZM180 182V181H179ZM42 183V182H41ZM113 183V182H112ZM124 183V182H123ZM138 183V182H137ZM164 183H165V181H164ZM171 183H173V182H171ZM171 183H168V184H171ZM185 183V182H184ZM114 184H116V183H114ZM113 184V185H114ZM148 184V183H147ZM174 184V183H173ZM2 184H0V186H1ZM101 185V184H100ZM135 185V184H134ZM154 185V184H153ZM162 185H163V182H162ZM166 186L165 187H163L164 189L167 187L168 189L170 188V185L169 186H167V184H165ZM62 186H63V184H62ZM81 186V187H80ZM103 186V185H102ZM49 187V186H48ZM79 187H80V190H79V192L76 194V192L78 191V189H79ZM162 187V186H161ZM45 188V187H44ZM50 188V187H49ZM18 189V188H17ZM17 189H15V190H17ZM42 189V188H41ZM45 189H48L47 188V186H46V188ZM44 189V190H45ZM51 189V188H50ZM50 189H48L49 191H50ZM52 189L53 190H55V189H57L56 187H52ZM151 189H152V187H151ZM30 190V189H29ZM167 190V189H166ZM150 191V190H149ZM46 192V191H45ZM88 192V191H87ZM107 192V191H106ZM163 192V191H162ZM27 193V192H26ZM144 193H145V191H144ZM120 195H121V192H120ZM167 195H168V193H167ZM180 195H181V193H180ZM75 197V198H74ZM90 197V196H89ZM35 198V197H34ZM45 198H46V196H45ZM69 198V197H68ZM74 198V199H73ZM1 199V198H0ZM47 200V199H46ZM1 201H3V199L1 200ZM0 201V202H1ZM32 201L33 200H31V203H32ZM50 201V200H49ZM49 201H48V203H49ZM111 201V200H110ZM150 201V200H149ZM87 202V201H86ZM92 202V201H91ZM96 202V201H95ZM2 204L4 203V202H1ZM46 203V202H45ZM103 203H104V200H103ZM44 204V203H43ZM76 204V205H75ZM131 204V203H130ZM150 204V203H149ZM162 204V203H161ZM68 205H69V203L67 204V206L64 208V211L62 212V214H60V216H57V214H56V216L58 217V219L56 218V219H54L52 216H53V213H52V215H51V218L50 217H48V219H50V221H51V219H52V221H51V223H52V225L51 226H48L50 223H48L47 224V228H49V230H47V229H44V231L45 230H47V232L45 231H43V230H41V226H39L38 225V228L39 229H37V227H36V231L38 232L39 230H41L43 233H44V235L46 234L47 236H49V239L46 237V235H45V237H46V239H48V241H46L47 243H45L46 245H42L41 244V242H39L40 243V246L42 247V252H44L45 250H47L46 251V256L47 257H44L45 256V254H44V259L45 260H47L46 258H48V255L49 254H51L53 251H54V254H56L57 255V253H59L58 254V256H60V252L64 249V245L66 244V242L64 243V241L66 240H64L63 241V239L64 238H66V237H68V233L70 234L71 232H73L74 233V235H75V237L77 238L78 237V240L82 237V235H83V240L84 239H86V235H85V238H84V233H81L79 236H80V238H79V236H77L78 234H76L77 233V229H76V231L74 230V231H72L73 230V226L71 227V231H70V224H68L69 226H68V228H67V224H66V221H68L69 222V219H71V217L70 218H68V220H67V217L65 218V217H63L64 216V214L67 212L66 210H67V207H68ZM84 205V204H83ZM86 205V204H85ZM108 205V204H107ZM132 205H133V203H132ZM159 205V204H158ZM163 205H166V204H163ZM26 206V205H25ZM36 206V205H35ZM38 206V205H37ZM50 206H52V205H50ZM54 206V205H53ZM56 206V205H55ZM59 206V205H58ZM110 206V205H109ZM171 206V205H170ZM72 209H75V208H72ZM49 210V209H48ZM58 210V209H57ZM62 210V209H61ZM61 210L59 211H56V212H60L61 213ZM43 212H45V213H47V216L48 215H50V214H48V212L50 213L51 211L49 210V211H47V209L45 210V211H43ZM146 213V212H145ZM144 213V214H145ZM67 214L69 215V213L67 212ZM66 214V215H67ZM140 214H142V213H140ZM140 214H138V216H140ZM151 214V213H150ZM55 215V214H54ZM147 215V214H146ZM46 216V217H47ZM138 216L136 215V218L137 219H139L138 218ZM40 218L42 217V219H43V216L42 215H40L39 216ZM38 217V221L40 220V218ZM143 217H144V215H143ZM145 218H147V216L145 217ZM36 219V218H35ZM42 219H41V221H40V223L42 222ZM47 219V220H48ZM133 219H135L134 217H133ZM133 219H131L130 218V224H132L131 223V221L133 222L134 220ZM37 220V219H36ZM35 220V221H36ZM55 220V221H54ZM147 220H148V218H147ZM147 220H146V222H147ZM28 221V220H27ZM35 221H33L34 223H35ZM38 221H36V223L38 222ZM139 221V220H138ZM142 217H141V221H140V223H141V226L143 225L144 226V223H142ZM149 221V220H148ZM48 222V221H47ZM54 222V223H53ZM56 222V223H55ZM128 222V221H127ZM31 224H32V222H31ZM31 224L29 225V226H27L28 228L29 227H31ZM38 224V223H37ZM35 225V224H34ZM66 225V226H65ZM127 225V224H126ZM134 225V224H133ZM136 225H137V223H136ZM147 225V224H146ZM125 226V225H124ZM128 226H130L129 225V223H128ZM127 226V227H128ZM139 226V225H138ZM137 226V227H138ZM41 227V228H40ZM45 227V226H44ZM65 227H66V229H68L69 230V232H67V236H66V234H64V230H66L65 229ZM134 227H135V225H134ZM130 228V227H129ZM140 228V227H139ZM138 228V229H139ZM31 228H29V230H30ZM64 229V230H63ZM122 229V231H123V229H124V227H122L121 228ZM126 229V230H125ZM124 230L125 231H128L127 230V228H125ZM133 229V226H132V228H130V230H129V232L127 233H125V231H124V234H127V235H129V233H130V231ZM136 230V231H134V233H133V231H132V233H133V235L135 234V232H138L139 230ZM143 228L141 227V230H142ZM35 230H33L34 232V235H36L37 234V232L35 233ZM133 230H135V229H133ZM144 230H145V228H144ZM143 230V231H144ZM67 231V230H66ZM120 232V235L122 234V232H121V230L119 231ZM118 232V233H119ZM139 232H141V231H139ZM73 233L72 234H70V236L71 235H73ZM117 233V234H118ZM38 234H39V236H38ZM37 234V236L40 238V236H41V234H40V231H39V233ZM148 234H151V233H148ZM26 235H27V232H26ZM30 235V234H29ZM29 235H27V239H28V237H29ZM33 235V236H34ZM127 235H126V237H127ZM132 235V234H131ZM132 235V236H133ZM136 235V234H135ZM31 236V235H30ZM43 236V235H42ZM119 236V235H118ZM118 236H117V238H118ZM138 236V235H137ZM74 237V236H73ZM73 237H69L67 240H68V242L70 241V238H73ZM74 237V239L73 240H71V244H70V242H69V246H70V250H71V252H73L74 250H72V249H77V248H74L75 247V245H74V243H75V238ZM115 237H116V234H115ZM128 237H130V236H128ZM128 237H127V239H128ZM89 238V237H88ZM98 238V237H97ZM120 238V237H119ZM122 238H124L123 237V234H122ZM122 238H120V239H122ZM132 238V237H131ZM27 239H25V241H24V239H23V241L24 242H27L26 240ZM31 239V238H30ZM30 239H28V242H29V240ZM37 239V238H36ZM61 239H62V241H63V243H62V248H61V245H60V247H58V252L56 251V250H54V249H57V246H59V245H57L56 246V243H58L59 242V240L61 241ZM125 239V238H124ZM127 239H125V240H127ZM32 240V239H31ZM34 238H33V242H34ZM81 240V239H80ZM92 240V239H91ZM97 240V239H96ZM124 240V241H125ZM129 240V239H128ZM36 241V240H35ZM43 241H45V240H43ZM72 241H73V243H72ZM98 241V240H97ZM130 241V240H129ZM132 241H133V238H132ZM132 241H130L131 243H132ZM32 242V243H33ZM36 242H38V241H36ZM19 243H20V239H19ZM18 243V244H19ZM35 243V242H34ZM83 243V242H82ZM126 243H127V241H126ZM9 244V243H8ZM17 244V245H18ZM21 244H23L22 243V240H21ZM37 244V243H36ZM59 244H61L60 242H59ZM98 244V243H97ZM127 244H130V243H127ZM11 245H13V243L12 244H9L8 246H9V248H10V246ZM27 246L29 245V244H26ZM34 245V244H33ZM67 246H68V244H66ZM65 245V251H66V253H67V257L68 258H70V256H73V258H72V260L71 261H69V260H67V258H66V256L63 258L64 259V261H65V258H66V261H68V264H69V262H70V264H71V262H72V264H74V263H76L77 264V262L80 264V262H79V257H81V255H82V257H83V259L85 260V256H83V254L81 253L80 254V256L78 257V259H77V257H76V255H74V253L73 254H71V252H67V250L68 251H70L68 248H67V246ZM78 245V244H77ZM76 245V246H77ZM7 246V245H6ZM7 246V247H8ZM15 245H13L11 248H13ZM19 246H22L23 247V245H19ZM18 246V247H19ZM30 247H31V244L29 245ZM36 246H39V245H36ZM35 246V247H36ZM74 246V247H73ZM79 246V245H78ZM89 246H90V244H89ZM89 246H88V248H89ZM3 247V246H2ZM1 247V248H2ZM5 247V246H4ZM3 247V248H4ZM17 246L15 247V249L16 248H18ZM26 246H24V248H25ZM55 247V248H54ZM71 247H72V249H71ZM0 248V249H1ZM11 248H10V250L8 249V248H6L5 247V250L4 249H1L0 250V257H1V254L2 255H4L5 253H7L6 252V249L7 250H9V252L10 251H14V250H11ZM27 248V247H26ZM34 248V247H33ZM37 248V247H36ZM61 248V250H59ZM87 247L85 248V249H83V251L84 250H86V249H88ZM95 249L96 248H98V247H94ZM99 248H100V246H99ZM67 249V250H66ZM78 249H80V247L78 248ZM3 250V251H2ZM23 250V249H22ZM28 250H30V249H28ZM27 250V251H28ZM18 251H19V248H18ZM17 251V252H18ZM25 251V250H24ZM35 251V250H34ZM33 251V252H34ZM55 251H56V253H55ZM60 251V252H59ZM88 251V250H87ZM86 251V252H87ZM96 251V250H95ZM99 251V250H98ZM101 251V250H100ZM36 252V251H35ZM41 251L39 252V251H37V254L39 253V254H41L42 253ZM77 252H78V250H77ZM80 252V251H79ZM85 252V255L87 254ZM11 253V252H10ZM14 253V252H13ZM19 253H20V251H19ZM62 253H64V250L62 251ZM62 253H61V255H62ZM69 253H70V255H69ZM99 253V252H98ZM102 253V252H101ZM17 254V253H16ZM39 254H38V256H39ZM54 254H53V256H54ZM65 254V253H64ZM75 254H77V256H78V253H76L75 252ZM88 254H89V252H88ZM103 254V253H102ZM19 255V254H18ZM109 255V254H108ZM10 256V255H9ZM8 256V254H7V257H9ZM37 256V257H38ZM52 256V255H51ZM63 256V255H62ZM74 256H75V260H76V262H74L73 260H74ZM111 256V255H110ZM5 257V256H4ZM3 257V258H4ZM6 257V258H7ZM12 257H13V255H12ZM23 256L22 255H20V259H19V261H21ZM55 257H57V256H54V260H56L55 259ZM2 258V262H3V260H4V262L5 261H7V263L5 262V264H8V260H5V258L3 259ZM61 258V257H60ZM86 258H90V257H86ZM97 258H99L98 256H97ZM17 259V258H16ZM23 259H24V257H23ZM39 259V258H38ZM49 260L48 261H52V258L50 259V255H49V258H48ZM58 259V258H57ZM106 259V258H105ZM108 259V258H107ZM107 259H106V262H107ZM12 260V259H11ZM81 260V259H80ZM99 260V259H98ZM1 261V260H0ZM15 261V263L17 262L18 263V259H17V261L16 260H14ZM59 261H60V259H59ZM62 261V260H61ZM60 261V262H61ZM97 261V260H96ZM103 261V260H102ZM2 262H0V263H2ZM3 262V263H4ZM12 262H13V260H12ZM74 262V263H73ZM81 262H83L84 263V261H81ZM98 262V261H97ZM100 262H101V259H100ZM34 263V262H33ZM64 263H66V262H64ZM94 263V262H93ZM102 263V262H101ZM9 264H10V261H9ZM12 264V263H11ZM63 264V263H62ZM91 264V263H90ZM95 264H99V263H95ZM103 264H104V261H103ZM106 264H109V262L108 263H106ZM112 264V263H111Z\"/></svg>","mask_w":264,"mask_h":264}]
</instances>
